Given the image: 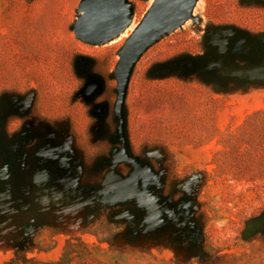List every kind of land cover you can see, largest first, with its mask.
<instances>
[{"label":"rangeland","instance_id":"1","mask_svg":"<svg viewBox=\"0 0 264 264\" xmlns=\"http://www.w3.org/2000/svg\"><path fill=\"white\" fill-rule=\"evenodd\" d=\"M81 0H0V264H264V0H196L134 65Z\"/></svg>","mask_w":264,"mask_h":264},{"label":"water","instance_id":"2","mask_svg":"<svg viewBox=\"0 0 264 264\" xmlns=\"http://www.w3.org/2000/svg\"><path fill=\"white\" fill-rule=\"evenodd\" d=\"M196 0H155L146 16L129 36L117 65L116 110L124 123L123 106L131 71L143 52L166 31L185 20ZM75 33L82 41L102 44L120 35L130 25L133 5L129 0H81Z\"/></svg>","mask_w":264,"mask_h":264},{"label":"trees","instance_id":"3","mask_svg":"<svg viewBox=\"0 0 264 264\" xmlns=\"http://www.w3.org/2000/svg\"><path fill=\"white\" fill-rule=\"evenodd\" d=\"M32 259L28 257L27 250L23 247L22 243L16 245L14 255L2 264H29Z\"/></svg>","mask_w":264,"mask_h":264}]
</instances>
